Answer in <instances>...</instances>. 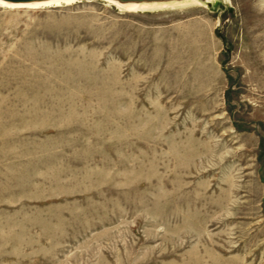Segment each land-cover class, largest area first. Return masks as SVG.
<instances>
[{"label":"rangeland","instance_id":"obj_1","mask_svg":"<svg viewBox=\"0 0 264 264\" xmlns=\"http://www.w3.org/2000/svg\"><path fill=\"white\" fill-rule=\"evenodd\" d=\"M161 5L0 6V264H264V0Z\"/></svg>","mask_w":264,"mask_h":264},{"label":"bare ground","instance_id":"obj_2","mask_svg":"<svg viewBox=\"0 0 264 264\" xmlns=\"http://www.w3.org/2000/svg\"><path fill=\"white\" fill-rule=\"evenodd\" d=\"M76 1H78V0H0V6H5V8L6 7H10V8H40V7H44V6H49V7L50 6L51 7L52 6H54V7L60 6L63 2L66 4H71V3H74ZM111 1L115 2V3L118 2V3L125 5L126 8L132 12V11H135L137 9L139 10V8H147V7H153V6L159 7V5H161V3L167 4L168 1H172V0H111ZM198 2L200 3V1H198ZM158 10H159V8H158Z\"/></svg>","mask_w":264,"mask_h":264}]
</instances>
